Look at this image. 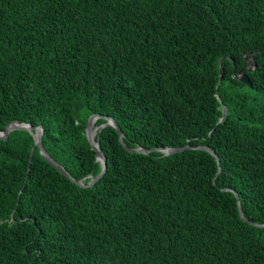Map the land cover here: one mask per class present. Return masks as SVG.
<instances>
[{
    "label": "trees",
    "instance_id": "16d2710c",
    "mask_svg": "<svg viewBox=\"0 0 264 264\" xmlns=\"http://www.w3.org/2000/svg\"><path fill=\"white\" fill-rule=\"evenodd\" d=\"M92 115L191 148L98 118L81 187ZM12 122L74 181L0 140V264H264V0H0Z\"/></svg>",
    "mask_w": 264,
    "mask_h": 264
},
{
    "label": "water",
    "instance_id": "95a60500",
    "mask_svg": "<svg viewBox=\"0 0 264 264\" xmlns=\"http://www.w3.org/2000/svg\"><path fill=\"white\" fill-rule=\"evenodd\" d=\"M238 78H239V80L241 82L248 83L246 76L240 75ZM224 115L225 114H224V109H223V115H222L220 121L223 120ZM101 117L102 116H100V115H92V116H90L88 118V120H87L85 132H86L87 141L90 144V146L92 147L93 151H95V153H96V160L98 162H100V164L102 166V170H101L100 174L98 176H96L95 178L92 176V174L89 175L88 177L90 178V181L86 185H84V183L82 182V180L75 181L76 184L80 185L81 187H89V186H92L98 179H100L103 176V174L106 171V167H107L106 166V161H105L102 153L98 149V143L95 141V134H93L94 130H95V133H96L97 128H98V127H94V123H95V121L98 118H101ZM102 118L106 119V122L101 125V128L106 127V126L113 127L118 132V134H119V141H120V143L123 145V147L126 148V145L124 144V141H123V135H122V133L120 131V128L116 124V122L112 118H109V117H106V116H103ZM14 130H24V131L30 132L33 135V137H34V141H35L34 147L36 146L39 149V152H40L41 156L50 165H52L57 171H59L60 173H62L63 175H65L67 178H70L71 179V177L65 171V169L62 166H60L59 164H57L47 154V152L43 148V146H42V134H43V130H42V128L40 126L33 127V126L29 125V124L12 122V123H10V124L7 125L5 131L0 132V140H6L8 133L11 132V131H14ZM190 148L191 147L188 144H186L185 146L176 147V148H165L163 150H160V149H152V150H160L164 154H167L168 155V154H174V153L182 152L185 149H190ZM126 149H128L130 152H137V153H143V154H147L150 151H152V150H147V149H143V148H138L136 150H132V149H129V148H126ZM197 149L208 151L216 159L217 164H218V172L216 174V176H217L219 174V172H220V167H219V160H218V157L215 154V152L213 150H211L210 148H208V147H201V146H199V147H197ZM32 151H33V149H32ZM31 154H32V152H31ZM71 180L74 181L73 179H71ZM235 196H236L237 201H238V197H237V194L236 193H235ZM238 210H239L241 219L244 220V221H247L245 219L244 215L241 212V208H240L239 202H238ZM11 218H12V215H11ZM247 222H249V221H247Z\"/></svg>",
    "mask_w": 264,
    "mask_h": 264
},
{
    "label": "bare ground",
    "instance_id": "6f19581e",
    "mask_svg": "<svg viewBox=\"0 0 264 264\" xmlns=\"http://www.w3.org/2000/svg\"><path fill=\"white\" fill-rule=\"evenodd\" d=\"M93 134H95V130H94Z\"/></svg>",
    "mask_w": 264,
    "mask_h": 264
}]
</instances>
